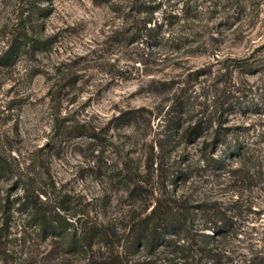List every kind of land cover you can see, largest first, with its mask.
Listing matches in <instances>:
<instances>
[{
  "label": "rangeland",
  "instance_id": "obj_1",
  "mask_svg": "<svg viewBox=\"0 0 264 264\" xmlns=\"http://www.w3.org/2000/svg\"><path fill=\"white\" fill-rule=\"evenodd\" d=\"M137 1L146 9L123 14L102 0L21 1L33 38L0 66V264H102L111 246L81 233L100 224L121 229L114 217L131 203L124 162L137 179L154 175L157 120L150 117V129L144 119L127 126L125 117L154 113L165 98L150 91V80L202 70L198 88L228 66L246 106L230 123L264 122V0ZM17 6L0 0V52ZM145 19L160 26L149 43L126 45L114 35ZM36 38L45 45L32 44ZM216 79L228 85V77ZM37 213L74 230L77 252L68 239L41 234Z\"/></svg>",
  "mask_w": 264,
  "mask_h": 264
},
{
  "label": "trees",
  "instance_id": "obj_2",
  "mask_svg": "<svg viewBox=\"0 0 264 264\" xmlns=\"http://www.w3.org/2000/svg\"><path fill=\"white\" fill-rule=\"evenodd\" d=\"M13 1L18 3L17 13L6 49L0 52V66L15 62L33 38L22 0ZM102 3L118 14L146 7L137 0ZM39 14L46 15V11ZM150 22L145 19L140 26L114 35L126 45L142 38L149 43L160 28L147 26ZM32 44L45 45L37 38ZM207 47L216 54L215 46L204 49ZM214 61L224 63L217 56ZM190 72L150 80V91L165 98L154 113L148 111L143 116L136 109L125 116L127 126L144 119L150 128V117L157 120V153L149 158L148 167L154 175L137 179L124 162L125 193L131 203L114 217L121 229L100 224L99 229L81 233L111 246L101 256L102 264H264V199L260 198L264 187L258 188L264 183V122L230 123L231 115L243 112L246 106L228 66L217 70L212 83L203 82L198 88L195 80L202 70ZM192 74L194 78H190ZM219 76L228 77V85L218 82ZM39 214L35 216L39 232L58 235L65 242L68 239L70 251L77 252L74 230L70 234L67 227L53 225ZM86 245L83 237L82 246ZM120 246L123 249L117 248Z\"/></svg>",
  "mask_w": 264,
  "mask_h": 264
}]
</instances>
